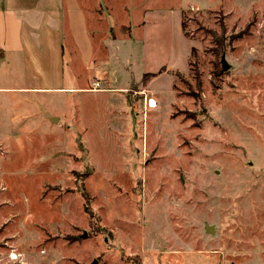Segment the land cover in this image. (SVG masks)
Here are the masks:
<instances>
[{"label":"rangeland","instance_id":"374dc122","mask_svg":"<svg viewBox=\"0 0 264 264\" xmlns=\"http://www.w3.org/2000/svg\"><path fill=\"white\" fill-rule=\"evenodd\" d=\"M79 2L102 90L0 92V264H264V0Z\"/></svg>","mask_w":264,"mask_h":264},{"label":"crops","instance_id":"0c3cea01","mask_svg":"<svg viewBox=\"0 0 264 264\" xmlns=\"http://www.w3.org/2000/svg\"><path fill=\"white\" fill-rule=\"evenodd\" d=\"M94 54L79 0H0V81L11 72L16 84L0 86V92H95L93 80L87 86L99 63ZM45 113L48 123L51 118L61 123V117Z\"/></svg>","mask_w":264,"mask_h":264},{"label":"water","instance_id":"95a60500","mask_svg":"<svg viewBox=\"0 0 264 264\" xmlns=\"http://www.w3.org/2000/svg\"><path fill=\"white\" fill-rule=\"evenodd\" d=\"M222 65H223V69L224 70H228L229 65H228V63L226 62V60L224 58L222 59ZM50 120L53 123L56 122V118H51ZM207 231L210 232L211 231V227H207Z\"/></svg>","mask_w":264,"mask_h":264},{"label":"built area","instance_id":"2783aa9c","mask_svg":"<svg viewBox=\"0 0 264 264\" xmlns=\"http://www.w3.org/2000/svg\"><path fill=\"white\" fill-rule=\"evenodd\" d=\"M101 82L100 81H94L92 83V86L90 88V91H101Z\"/></svg>","mask_w":264,"mask_h":264},{"label":"bare ground","instance_id":"6f19581e","mask_svg":"<svg viewBox=\"0 0 264 264\" xmlns=\"http://www.w3.org/2000/svg\"><path fill=\"white\" fill-rule=\"evenodd\" d=\"M149 106H150V107H157V102H156L155 100H151V101L149 102Z\"/></svg>","mask_w":264,"mask_h":264}]
</instances>
